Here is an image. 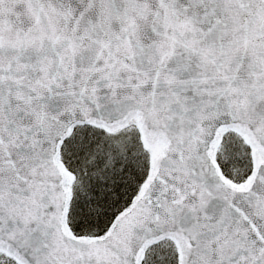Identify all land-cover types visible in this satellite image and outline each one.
Returning a JSON list of instances; mask_svg holds the SVG:
<instances>
[{
  "label": "snow or ice",
  "instance_id": "snow-or-ice-1",
  "mask_svg": "<svg viewBox=\"0 0 264 264\" xmlns=\"http://www.w3.org/2000/svg\"><path fill=\"white\" fill-rule=\"evenodd\" d=\"M0 264H264V0H0Z\"/></svg>",
  "mask_w": 264,
  "mask_h": 264
}]
</instances>
